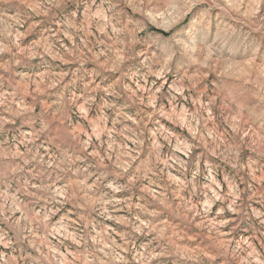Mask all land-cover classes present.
<instances>
[{
	"label": "rangeland",
	"instance_id": "374dc122",
	"mask_svg": "<svg viewBox=\"0 0 264 264\" xmlns=\"http://www.w3.org/2000/svg\"><path fill=\"white\" fill-rule=\"evenodd\" d=\"M0 264H264V0H0Z\"/></svg>",
	"mask_w": 264,
	"mask_h": 264
}]
</instances>
